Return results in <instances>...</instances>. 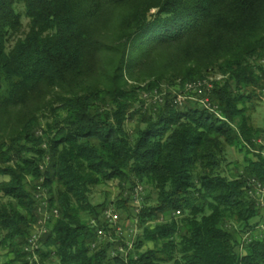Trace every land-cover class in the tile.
Segmentation results:
<instances>
[{
	"label": "trees",
	"instance_id": "obj_1",
	"mask_svg": "<svg viewBox=\"0 0 264 264\" xmlns=\"http://www.w3.org/2000/svg\"><path fill=\"white\" fill-rule=\"evenodd\" d=\"M211 75L219 114L170 93L138 108L143 90ZM250 87L264 88V0H0V264H113L111 243L91 250L90 223L108 229L111 204L130 215L136 183L148 192L139 246L154 247L132 264H264V238L240 252L261 216L247 181L264 183ZM229 147L246 157L231 176ZM111 181L116 199L94 203ZM40 186L60 215L32 261Z\"/></svg>",
	"mask_w": 264,
	"mask_h": 264
},
{
	"label": "built area",
	"instance_id": "obj_2",
	"mask_svg": "<svg viewBox=\"0 0 264 264\" xmlns=\"http://www.w3.org/2000/svg\"><path fill=\"white\" fill-rule=\"evenodd\" d=\"M212 87L213 83L209 88H201L200 82L189 83V86L185 87L186 92L175 94V103L180 107L183 106L184 100L189 94L192 99L197 100L205 108H211L214 112L219 113L217 105L213 103L210 95ZM157 98L159 102L164 101L163 96L159 95ZM258 141L263 143V140L261 139ZM246 189L249 196L255 199L257 206L260 209H264V183L255 177H251L247 181ZM41 192L42 186L39 187V193L37 194V197L40 200L39 206L42 207L40 210L43 211L42 222L40 226H36V228H34V231H32L24 247L26 252L32 254V257L30 258L32 261L34 259H38L37 251L43 248L44 244L42 241V231L50 232L51 228L48 226L49 221L51 218H54L55 220L59 217V215H57V209L44 211V203ZM128 193L133 194L129 197L130 215L126 214L121 209H116L115 205L111 204L104 209L102 214V221L106 222L108 229L101 226V223H99L96 219H92L90 223L96 230V240L90 243L91 250H99L104 246V244L111 243L108 248V258L113 264H116L119 258L123 260L125 264H132L133 260H136L141 253L146 252L148 249H146V246L149 242L139 246V235L142 229L140 226L139 214L142 208H144L143 204L148 192L144 185L136 183ZM181 215V210H177L174 213L175 217H179ZM153 223L154 221L148 223L147 225L153 227ZM108 230L113 231L114 234L110 233ZM254 230L248 231L245 236H243L240 244L242 250L246 248V243L252 241V239L264 238V221L257 225Z\"/></svg>",
	"mask_w": 264,
	"mask_h": 264
},
{
	"label": "rangeland",
	"instance_id": "obj_3",
	"mask_svg": "<svg viewBox=\"0 0 264 264\" xmlns=\"http://www.w3.org/2000/svg\"><path fill=\"white\" fill-rule=\"evenodd\" d=\"M24 21H25V25H27L28 20L25 19ZM221 78H222L221 75H218V76L217 75H211V77L210 76L205 77L204 79L210 80L212 83H214L215 80H219ZM181 92L182 93L186 92L185 87L182 85H178V84L177 85L176 84L175 85L163 84V85L159 86V88H155L154 90H152L150 92L143 90V91H141L140 96L138 97V99L140 100L139 102H141L140 105L138 106V108H140L141 111L146 113L149 111V108L151 106L154 107L156 105L155 103L158 102L157 96L164 95L165 93H170L173 95V97H175L174 96L175 94H178ZM244 92H246V94L252 96L251 99H249V101H247V107L249 109L248 114L251 117L253 125L256 127H259V128H264V88L263 87H250V88H245ZM186 97L187 98H185L183 106H187L189 104H195L196 102H198L197 100L192 99L189 94ZM127 123H128L129 130L134 129V127L137 126V124H138L137 120H132V121L127 122ZM260 139L263 140V143H264V138H259L258 140H260ZM250 156L253 158H256L254 153L250 154ZM245 158L246 157H245V151L244 150H239L236 147H229L227 149V159L224 162L223 167H222L223 174L231 176V175L235 174L239 169L242 170L243 166L245 165V162H246V161H244V160H246ZM44 168H45L44 166L41 167L42 170H44ZM0 179L1 180L8 179V176L2 175V176H0ZM31 180H32V178H30V181ZM130 186L131 185L129 184L128 187L130 188ZM119 191H120V189H119L118 181H111L107 184L94 187L92 189V193H91V200L94 203H99V202H104V201L110 203L116 199ZM129 191H130V189H128V191L126 192V195H128L130 197V195H133V194L128 193ZM41 195L43 197V203L47 204V206H49V209H51L50 202L47 201L49 198L48 189L46 188V190H44V192L42 190ZM40 208L42 209V207L39 206V210H38L39 219L42 217ZM260 215L261 216L252 220V222L255 224H258V225L261 224L264 221V209H261ZM55 220H54V218H51L48 226H51ZM152 225L153 226L155 225V221ZM236 225H237V223H236ZM36 226L38 227L37 223L34 224L32 231H34V228H36ZM256 227H257V225L255 226V228ZM254 231H256V230H254ZM247 232L241 233L242 238H243V236H245V234ZM151 247H154V243L153 242L147 243L146 249L151 248ZM246 250H247L246 248L242 250L240 247V252H242L243 255L246 254ZM7 251H8L7 249H0V256L2 257L3 261L8 259V257L10 256Z\"/></svg>",
	"mask_w": 264,
	"mask_h": 264
},
{
	"label": "bare ground",
	"instance_id": "obj_4",
	"mask_svg": "<svg viewBox=\"0 0 264 264\" xmlns=\"http://www.w3.org/2000/svg\"><path fill=\"white\" fill-rule=\"evenodd\" d=\"M193 82H200L201 83V88H209L210 85L212 84V82L210 80H207V79H199V80H194V81H190V82H187L184 87H188L189 86V83H193ZM204 107V106H203ZM207 109H210L211 111H213L211 108H207ZM219 114V113H218ZM42 190H46V188L42 187ZM46 202V201H45ZM48 203V202H47ZM41 211V210H40ZM44 211H52V208L49 209V206H47V204H44ZM43 211H41V214H42ZM57 215H60V212L59 210L57 209ZM40 220V221H39ZM37 222V225L40 226L41 225V222H42V217L40 218ZM39 223V224H38ZM49 231H42V238H44V236L46 234H48Z\"/></svg>",
	"mask_w": 264,
	"mask_h": 264
}]
</instances>
